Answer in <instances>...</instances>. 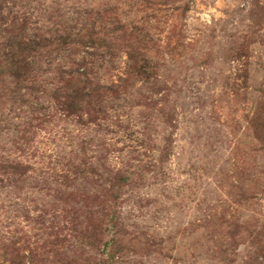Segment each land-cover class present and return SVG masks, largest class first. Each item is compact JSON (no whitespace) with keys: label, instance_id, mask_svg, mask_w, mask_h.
Returning <instances> with one entry per match:
<instances>
[{"label":"rangeland","instance_id":"1","mask_svg":"<svg viewBox=\"0 0 264 264\" xmlns=\"http://www.w3.org/2000/svg\"><path fill=\"white\" fill-rule=\"evenodd\" d=\"M0 264H264V0H0Z\"/></svg>","mask_w":264,"mask_h":264}]
</instances>
